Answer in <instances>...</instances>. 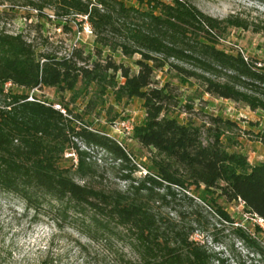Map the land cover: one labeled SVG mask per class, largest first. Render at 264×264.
<instances>
[{
  "label": "trees",
  "instance_id": "obj_1",
  "mask_svg": "<svg viewBox=\"0 0 264 264\" xmlns=\"http://www.w3.org/2000/svg\"><path fill=\"white\" fill-rule=\"evenodd\" d=\"M22 2L36 17L56 21L65 32H71L73 24L79 31L82 23L77 18L86 17L82 20L94 35V48L85 53L73 45L59 54L48 47L46 38L45 49L38 50L33 38L0 30V191L21 200L33 220L42 215L58 224L53 214L61 212L91 240H120L132 256L121 255L119 264H220L214 263L206 246L192 239L204 222L202 210L207 207L219 219L233 222L217 202L220 197L240 201L247 213L264 220V161L250 163L242 153L227 150L221 136L225 127L234 125L228 119L211 118L214 125L206 128L204 141L201 125L170 116L171 95L166 85H158L155 71L167 67L183 82L195 80L212 97L264 112V63L220 47L229 28L247 30L253 23L234 14L213 17L191 0H145L138 5L123 0ZM253 30L264 33V23L254 24ZM116 52L127 58L137 55L136 69L113 60ZM117 75L123 79L116 89L119 97L142 101L145 115L133 135L153 153V172L138 179L125 175L132 183L124 191L84 181L95 172L88 161L91 149L104 151L124 169L138 170L135 157L123 145L101 132L75 129L52 103L4 91L9 82L28 91L53 87L74 92L80 81L114 84ZM69 144L76 155L74 173L84 183L58 165ZM172 187L184 191L191 202L199 200L190 214L160 211L175 199ZM189 189L195 195H188ZM261 231L255 227L256 234ZM239 233L264 264V247L257 238L241 229ZM38 264H50L48 257Z\"/></svg>",
  "mask_w": 264,
  "mask_h": 264
},
{
  "label": "rangeland",
  "instance_id": "obj_2",
  "mask_svg": "<svg viewBox=\"0 0 264 264\" xmlns=\"http://www.w3.org/2000/svg\"><path fill=\"white\" fill-rule=\"evenodd\" d=\"M0 0V30L10 33L21 32L26 37L33 38L37 49H45L44 42L48 39V47L59 54L70 51L73 45L84 49L85 53L94 48V35L85 29V20L78 17L82 23L78 31L73 24L71 32H65L57 22L36 17L34 11L24 7L22 0ZM127 5H138L145 0H123ZM169 1V0H167ZM201 11L216 18H226L238 15L241 19L253 23L247 30L229 28L227 35L220 42V47L228 51H239L253 61L264 63V33L253 30L254 24L264 23V0H191ZM50 13V12H48ZM83 21V22H82ZM105 52L104 54H108ZM113 60L136 69L133 61L138 58H127L116 52ZM155 79L159 86L166 85L171 100L167 105L168 113L180 123L201 125L203 139L207 137L206 128L213 127V117L228 119L233 126L223 130L221 141L228 151H237L245 155L250 163L264 161V112L252 111L243 104L221 98H215L203 92L202 87L193 79L183 82L174 70L165 67L155 71ZM123 81L116 76L114 84L92 82L86 85L80 81L76 90H58L53 87L26 90L7 82L4 91L11 89L15 93H28L53 105H59L60 110L70 119V125L75 129L86 127L93 131L106 134L130 151L135 157L138 170L122 168L100 149L89 151V162L95 172L84 181L96 187L106 189H127L132 179L143 177L152 170L153 153L136 141L133 135L135 125L144 118L142 101L138 98L126 99L119 97L117 86ZM32 98V97H31ZM3 102L0 96V103ZM124 123V124H123ZM126 127L130 129L127 130ZM77 146L87 150L77 139L70 138ZM75 157L72 144L65 147L59 157L58 165L70 170L72 177L79 183H84L75 173ZM175 199L167 206L159 208L164 213L175 215L176 211H186L188 214L200 203L196 198L191 202L184 197V191L172 187ZM195 195L192 189L186 191ZM232 218L233 222L219 219L207 207L202 210L205 217L202 226L197 228L192 236L206 246L213 254L214 263L220 264H263L239 233L243 230L248 237H256L264 247V227L255 221L254 216L247 213L240 201L228 202L217 198ZM158 203L154 205L157 209ZM32 211L26 210L21 200L14 195L0 191V264H38L48 257L50 264H119L120 256L132 254L123 248L122 242L115 238L105 241L86 237L80 226L61 212L54 213L58 224L47 216H38L35 220ZM191 221V215H186ZM262 231L255 233V227Z\"/></svg>",
  "mask_w": 264,
  "mask_h": 264
},
{
  "label": "built area",
  "instance_id": "obj_3",
  "mask_svg": "<svg viewBox=\"0 0 264 264\" xmlns=\"http://www.w3.org/2000/svg\"><path fill=\"white\" fill-rule=\"evenodd\" d=\"M85 20H86V17H83ZM85 29H87L90 33H92V31H91V29H90V27H89V25L87 24V22L85 21ZM245 56V55H244ZM11 84V83H10ZM29 99H32L31 97H29ZM54 107L55 108H58V109H60V107H59V105H54ZM62 112H64L63 110H61ZM124 124V123H123ZM126 129L127 130H129L130 128L129 127H126ZM119 143V142H118ZM75 162H76V157H75ZM252 216H254V218H255V221L258 223V224H261L263 227H264V220L262 219V218H260V217H258L257 215H252Z\"/></svg>",
  "mask_w": 264,
  "mask_h": 264
}]
</instances>
